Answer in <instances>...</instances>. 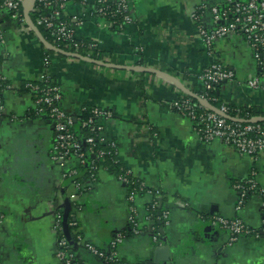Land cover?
Segmentation results:
<instances>
[{"label":"crops","instance_id":"1","mask_svg":"<svg viewBox=\"0 0 264 264\" xmlns=\"http://www.w3.org/2000/svg\"><path fill=\"white\" fill-rule=\"evenodd\" d=\"M125 1L133 22L120 30L80 2L65 10L68 20L82 19L76 37L97 43L99 60L52 51L45 41L55 47L39 28L38 34L9 13L0 15V77L16 87L2 95L1 264H62L55 230L59 213L74 264H107L85 243L110 252L115 237L129 233L117 249L126 264H149L155 246L161 245L172 253L160 264H264V151L253 158L220 139L204 143L193 121L173 108L177 100L205 92L201 76L217 61L234 71L235 80L222 82L214 101L258 111L251 120L264 123V71L244 38L217 40L209 52L199 36L193 16L197 8L206 6L201 23L212 29L211 7L224 6L226 0ZM44 72L58 85L67 114L77 117L90 107L112 114L97 124L107 142H116L121 170L111 173L102 167L75 200L70 198L72 183L63 175L78 169L80 161L53 159L56 131L51 120L34 115L31 95L18 92L22 83L41 82ZM255 79L259 87L251 88ZM252 171L260 192L239 208L237 184ZM125 177L160 191V205L169 215L157 229L158 244L155 222L147 219L152 195L136 196L138 226L133 232ZM65 213L76 226L64 221ZM213 216L239 218L258 237L231 242L228 231L211 225Z\"/></svg>","mask_w":264,"mask_h":264},{"label":"built area","instance_id":"2","mask_svg":"<svg viewBox=\"0 0 264 264\" xmlns=\"http://www.w3.org/2000/svg\"><path fill=\"white\" fill-rule=\"evenodd\" d=\"M29 0H0V15L9 13L14 20L33 30V26L43 27L49 31L52 38L51 42L55 48H58L60 42L65 43L69 49V54L80 56V49L86 53L87 57H91L95 50L98 49L97 43L86 45L83 41L77 39L76 29L83 24L82 19L68 20L65 17L66 8L72 4L71 0H37L35 6L29 17L25 14L24 4ZM84 5H89L88 0H81ZM115 6V8H112ZM54 7V10L45 15L43 12ZM206 9L205 5L197 8L194 13L195 20L199 23V36L207 45L209 52H213L214 44L217 40L242 37L250 45L254 59L257 65L264 71V0H226L224 6H212L211 13L213 17L212 29H207L201 23V13ZM93 15L99 16L102 20L106 17L114 18L116 16H123V23L118 25L122 29L125 25L131 24L133 18L130 14L129 4L125 0L114 2L111 0H96L94 6L91 8ZM129 13V14H128ZM105 21V20H104ZM109 26L114 27L115 22L106 21ZM78 58V57H76ZM205 90H214L216 86L222 82H231L235 80L234 71L228 69L223 63L214 61L208 68H206L201 76ZM53 81L47 72L41 76V82L48 83ZM5 78L0 77V90L3 88ZM27 86L33 91H39L41 96L35 99V112L37 116H47L52 120L53 127L56 131V142L53 148V159L55 161L67 162L75 158L84 163L85 155L81 152V144L72 131L73 120L64 111L63 108L57 105L61 102L62 96L59 87H48L41 89L38 85L28 83ZM251 88L259 87V80L255 79L249 82ZM15 86L6 85V91L14 89ZM16 88V87H15ZM201 99L207 100L205 96ZM173 108L188 117L195 124V128L199 134L200 140L204 143H210L214 140H222L227 146L234 148L238 153L247 155L253 158L258 157L264 151V126L260 123L243 122L239 118H231L228 114L229 108L223 105L219 110L220 113L211 111L202 106L198 101L193 102L189 98H181L174 102ZM96 116L100 118L109 119L111 112L101 109H95ZM5 113L4 102L0 99V118ZM98 119V120H99ZM89 127L90 136L86 139L87 143L91 145V149L95 147L96 134H98L101 144L109 145L115 150V162L117 160V145L116 142H107L102 135V128L94 122L89 120L84 123V127ZM94 161L91 165L92 177L94 180L98 172L103 167L104 156L106 152L100 150L95 152L92 150ZM78 174L77 169H73L65 173V179L74 177ZM124 182L133 187L128 191V201L130 206V222L133 226V232L137 233L138 213L134 206V201L138 191L147 190V194L152 195L151 205L156 206L160 200V191L152 189L146 184L137 181L133 178H123ZM74 194L70 196L76 199L78 195L84 192L88 184L72 183ZM237 190L240 191L239 208L247 202L249 191L260 192L259 184L256 180V172L252 171L251 175L243 182L237 184ZM168 212L163 211L161 218L165 223L168 221ZM62 214L55 216V230L59 233L57 256L62 264H73L74 255L71 253L68 238L64 234L62 227ZM148 220H153L152 215H148ZM210 223L213 227H218L226 230L231 235V242H236L242 236H255L258 234L247 226L239 218H226L222 216H213L210 218ZM72 227L75 223L70 224ZM154 241L158 244L161 240L160 233L156 228H153ZM79 241L82 243L83 239L79 236ZM124 241V235L118 234L112 242L110 252L98 250L90 243H85L88 250L94 252L101 257L107 264L119 260L117 249ZM1 264V261H0Z\"/></svg>","mask_w":264,"mask_h":264},{"label":"trees","instance_id":"3","mask_svg":"<svg viewBox=\"0 0 264 264\" xmlns=\"http://www.w3.org/2000/svg\"><path fill=\"white\" fill-rule=\"evenodd\" d=\"M71 1L73 3H76V2H80L81 3V0H71ZM85 6H86V8H92V6H94V4H91V5L89 4V5H85ZM112 8H115V6H113ZM53 10H54V7L48 8V9H46L43 12V14L49 15ZM95 16L99 18V16H97V15H95ZM104 20L105 21H111V22H115L116 21V24L112 28L120 30V28H118V25L123 23V16H121V15L120 16H116V17H114L112 19H111V17H106V18H104ZM39 30L45 35V37L47 38V40L49 42H53L49 31H47L43 27H40ZM81 41H83L86 45L95 43V42L86 41V40H81ZM58 47L61 50H63V51H69V49L65 46V43H63V42H60L58 44ZM83 50L84 49H80V52H79L80 56L82 58H86L87 57L86 53ZM47 52L49 54H52V52L49 51V50ZM101 56H102V53L99 51V49H96L94 54L91 57H88V58H92L93 57L94 59L99 60L101 58ZM9 84H10V82L6 81L4 83L3 88L0 90V99L2 101H3L2 95L6 91L4 89V87L6 85H9ZM27 84L28 83H22L20 88H19V90H18V92L31 95V97L33 98V101H35V99L37 97L41 96V93L39 91L31 90V88L29 86H27ZM31 84L38 85L41 89H45V88H48V87H58V85L55 83L54 80L51 81V82H48V83L39 82V83H31ZM220 84H218L214 90H210V91L205 90V92H201V93L198 94L199 97L205 96L208 99V101L217 109H220L223 106L222 102L214 101V99L217 100V92H216L217 90L216 89H217V87ZM185 98H189L193 102L197 101L194 97L187 96ZM57 105L61 107V102L59 104L57 103ZM226 106L229 108L228 114H229V116L231 118H239V119L243 120V122H248L253 117L258 116V114H259L258 111L252 110L251 108H237V107H231V106H228V105H226ZM95 109H96L95 107L86 108L77 117L68 114L73 120L72 131L76 134V136H77V138H78V140H79V142L81 144V152L85 155L84 163L80 164V166L77 169L78 170V174L76 176H74V177L67 178V183L68 184H71V183L86 184V183H88L91 180L90 179L92 177L91 165H92V163L94 161V157L92 155V150H94L96 153L99 152L100 150H103V151L106 152V155L104 156V162H103V167L106 170H108L111 173H114V172L117 173V172H119L121 170V164L115 162V158H116L115 150L113 148H111L109 145L101 144L100 140H99V137H98V134H96V140H95V144L96 145H95L94 148L91 149V145L88 144L87 141H86V139L91 134H90L89 127L88 126L84 127V123L89 121V120H94L95 124H96V121L98 122L99 118L96 116V114L94 112ZM34 115L37 116L36 112H34ZM49 120H51V119L49 118ZM51 122H52V120H51ZM260 124L264 126V123H260ZM129 189L130 190L133 189L132 185L129 186ZM142 193L143 194H147V190H140V191H138L137 195L142 194ZM256 193H257V191H249L247 199H249V197L251 195L256 194ZM160 204L161 203L158 201L155 207H153V204L152 205L150 204V206H149V215L150 214L152 215V219L155 222L156 229H158L160 227L161 222L163 221V219L161 218L162 212L165 211V210H163L162 205H160ZM67 222H69V224L72 223L73 222L72 217H69L67 215ZM131 234L132 233L124 235V239H126L127 236L128 237L131 236ZM68 242H69V246H70V249H71L72 248V242L70 241L69 238H68ZM74 262H75V260H74ZM110 264H126V263L119 258V260H117V261H115L113 263H110Z\"/></svg>","mask_w":264,"mask_h":264},{"label":"water","instance_id":"4","mask_svg":"<svg viewBox=\"0 0 264 264\" xmlns=\"http://www.w3.org/2000/svg\"><path fill=\"white\" fill-rule=\"evenodd\" d=\"M36 1L37 0H29L24 4L25 14L27 17H29L30 13L32 12ZM33 30L39 34V30L37 27L33 26ZM45 44L48 47V49H50L52 51L59 52L61 54L65 53V52H62L60 50H57L56 48H53L49 43L47 44L46 41H45ZM64 55L70 56V57H75V58L76 57L82 58L81 56H75V55L69 54V53H66ZM191 96L194 97L202 106L210 109L211 111L220 113L219 110L217 108L211 106V104L207 100L201 99L200 97L195 96V95H191ZM261 121L262 120H260V119L259 120H251V123H260ZM160 203H161V200H160ZM69 205H70L69 201H66L65 207H70ZM67 215L68 214H66V213L64 214V221H67ZM171 253L172 252L170 250V247H168V246H163V245L155 246L154 251H153L154 259L152 261H150L149 264H160L162 261H168L170 259Z\"/></svg>","mask_w":264,"mask_h":264}]
</instances>
